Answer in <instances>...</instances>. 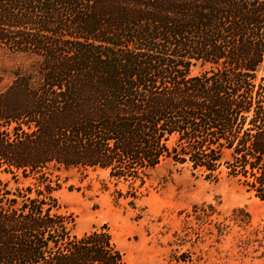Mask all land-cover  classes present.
<instances>
[{
  "label": "trees",
  "instance_id": "trees-1",
  "mask_svg": "<svg viewBox=\"0 0 264 264\" xmlns=\"http://www.w3.org/2000/svg\"><path fill=\"white\" fill-rule=\"evenodd\" d=\"M0 48L39 58L0 80V174L35 178L0 179V264H126L107 224L73 232L61 167L105 170L135 199L168 160L264 200V0H0ZM227 220L251 218L234 209L219 236Z\"/></svg>",
  "mask_w": 264,
  "mask_h": 264
},
{
  "label": "rangeland",
  "instance_id": "rangeland-1",
  "mask_svg": "<svg viewBox=\"0 0 264 264\" xmlns=\"http://www.w3.org/2000/svg\"><path fill=\"white\" fill-rule=\"evenodd\" d=\"M38 61V56L0 48L2 86ZM261 78L264 67L257 74V80ZM52 175L60 183L55 193L59 211L75 220L73 232L81 235L107 224L126 264H264V200L233 179L209 180L188 165L167 160L151 172L133 199L125 196L129 183L116 184L105 170L61 167ZM0 179L16 190L35 178L2 173ZM204 203L218 210L212 222L188 217L193 205ZM236 208L250 213V223L240 226L227 220L230 226L219 236L215 222L231 217Z\"/></svg>",
  "mask_w": 264,
  "mask_h": 264
}]
</instances>
